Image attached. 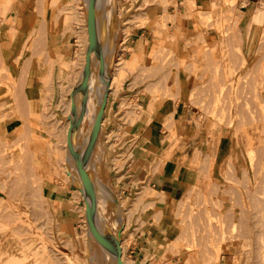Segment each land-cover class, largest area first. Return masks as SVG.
I'll use <instances>...</instances> for the list:
<instances>
[{
    "label": "rangeland",
    "instance_id": "obj_1",
    "mask_svg": "<svg viewBox=\"0 0 264 264\" xmlns=\"http://www.w3.org/2000/svg\"><path fill=\"white\" fill-rule=\"evenodd\" d=\"M134 1L127 0V7L133 8L122 19L117 14L116 0H107L100 8L101 32L105 29L103 42L111 46L108 52L111 49L112 55L107 52V73L101 83H96L98 88H90L91 95L84 104L92 117L84 115L80 120L84 127L79 126L83 139L79 137L83 142L80 146L84 148L81 161L85 163L81 171L85 174L90 167L96 174L90 182L108 195L106 205L99 203V198L91 200L94 219L111 240L106 260L102 248L99 253L95 240L89 238L91 228L100 232L87 218L86 203L91 199L92 187L85 183L83 191L80 172L66 168L70 157L68 116L78 113L70 107L71 92L75 93L85 58L91 54L87 32L89 0L59 2L64 6L59 7L58 16H64L70 31L75 33V26L82 30L77 33L80 38L76 39L77 50L70 62L73 67L61 64L60 77L55 75L59 58L46 48L40 30L27 31L26 36L20 34L24 32L18 28L23 19V0H0V49L11 79L0 83V122L11 120L20 124L0 137V264H14L15 259L18 264H109L113 246L121 247L116 259L131 264L126 257L127 244L134 241L133 233L144 224L145 212L152 210L156 212L162 247L146 259L147 264H264V0H255L247 8H241L236 0L235 5L220 11L222 44L217 41L218 28L214 26L209 0H178L180 10L175 9L176 0ZM43 10L42 6L37 8L38 19L44 18ZM240 11L249 12L240 22L238 34L233 20ZM191 14L197 15L196 21ZM150 20L154 23L143 62L130 67L129 58L114 59L118 37L125 38L132 28ZM180 21L184 28L179 27ZM185 27L190 30L188 38L183 35ZM242 35L249 37L248 50L242 48ZM178 39L179 42L174 41ZM34 70L36 83L40 81L44 90V101L40 112L32 115L27 107L31 94L26 82L29 71ZM124 82L128 85L127 93L122 92L124 95L120 94L116 101L120 106L127 103V107H118L119 123L112 130L113 135L129 133L140 115L158 113L163 100L185 104L194 110L197 125L203 124L201 141L189 145L179 139L171 143V148L184 155V166L192 171V177L176 198L158 195L156 199L152 197L154 192L146 190L134 200L120 202L111 190L103 161L104 141L99 137L102 123L99 121L92 132V121L105 105L104 94L111 93L109 87H115L117 92ZM136 87L143 91L134 92ZM111 97L107 96L105 113ZM137 98L145 102L149 99L146 113L137 107ZM84 121L88 123L83 124ZM164 128L169 134L175 131L170 119ZM203 132L207 133V140ZM128 150H121L116 164H121ZM170 150L164 151L163 159H167ZM88 154L90 161L86 162ZM47 178H53L56 184H45ZM54 188L59 193L70 190L68 196L74 200V212L66 214L74 226L68 229L61 228L53 207ZM155 199L160 202L158 205L142 204ZM128 231L132 234L126 238ZM16 232L20 235L14 237ZM16 239L22 245L18 253ZM239 245L244 249L241 261L235 259Z\"/></svg>",
    "mask_w": 264,
    "mask_h": 264
},
{
    "label": "crops",
    "instance_id": "obj_2",
    "mask_svg": "<svg viewBox=\"0 0 264 264\" xmlns=\"http://www.w3.org/2000/svg\"><path fill=\"white\" fill-rule=\"evenodd\" d=\"M51 1L52 0H23V19L18 28L24 30V32L20 33L24 36H26L27 31L32 32L37 29L40 30L45 38L46 48L59 58L60 64H56L55 66V75L60 77V65L63 63H70L74 59L77 50L76 39L77 37L80 38V35H77V33L78 31L80 32L81 28L75 26V33L70 31L68 24L64 21V16H58V9L63 5V3L59 4V2L63 0H57L58 3L56 4H51ZM138 1L139 0H135L134 2L137 3ZM141 1L142 0H140V2ZM254 1L255 0H238L237 4H239L241 8H247L251 7ZM40 6L44 8V10L41 11L42 16H44L43 19H38L37 8H40ZM115 6L118 11L117 14H119V19H122V17L133 8L127 7V0H116ZM180 6L181 2L176 0L175 9L180 10ZM175 9L172 10V12H175ZM240 12L241 14L243 13L242 18L244 19L245 13L249 11ZM142 19H144V16ZM152 19L153 15H151V20ZM151 20L144 25L132 28L131 32L125 38L123 36H120V38L118 37L114 59L116 58L118 60L122 57L125 59L129 58L130 61L128 62V66L130 67L143 62L145 59V46L151 34L150 28H153L152 24L154 23L151 24ZM181 25L182 22L180 21L179 27L184 28V26ZM185 28L186 30H184L183 35L185 38H188L190 30L187 27ZM181 33L180 30L178 35H181ZM240 39L242 48L244 47V50H248L249 44L247 41L249 37L242 35ZM174 41L179 42L180 40ZM123 47H128V49L125 50ZM28 77L29 80L26 82L28 86L27 91H30L31 96L27 99V107L28 111L32 115H35L40 112V108L43 106L44 97H42V94L44 90L42 86H40V81L36 83L35 70L33 72L29 71ZM127 87L128 85L124 82L121 88L115 93L116 95L111 93L108 94V96L111 95L112 97L109 101L106 113L104 110L103 121L99 133V137L101 136L104 141L103 161L105 163L106 176L110 183L111 190L116 200L120 202H126L129 199L134 200L137 198L136 196H138V194L140 195L146 190L154 192L155 195L152 197L156 199H158V195H162L164 199L176 198L182 191L183 186L188 183L189 178L192 177V171L184 166L183 161H186V159L178 149L171 148L169 152L170 155L167 154V159L162 158V153L165 151L164 143L166 140L168 142L167 137L169 135V131L164 128V125L166 121L170 119L175 127V140L182 139L190 145L192 141H201V139H203L201 134L202 130H204L203 124L201 126L197 125V118H195L194 110L186 108L185 104L163 100V104L158 108V113L150 116L148 115L149 117H142V115H140V119L131 126L129 133L117 137V134L113 135L111 133L112 130L117 128L119 123L118 107H120V103L118 104L116 98L122 94V92L126 94L128 90ZM139 91L143 90L137 87L134 88V92ZM146 99L147 102L143 99H136L137 107L144 113H146L145 111L149 104V99ZM125 109L126 108H122L121 110ZM19 125L20 124L11 122V120L1 121L0 137L13 131ZM203 133L205 135V140H207V133ZM128 148V155L121 160L122 162L120 165L116 164L119 161L117 158L121 150H126ZM45 184L56 183L53 178H47L45 179ZM68 193H70V190L59 193L57 188H54V191L51 193L53 194L52 204L57 210L59 224L62 229H68L70 225L74 226L73 223H71L72 219H70V215H66L69 211L74 212L71 208L74 204V200L68 196ZM156 199L146 200L142 202V204L152 206L158 205L160 202ZM155 215L156 212L153 210L152 212H145L143 216L144 224L135 232L134 228H131L132 232H134V241L127 244L126 247L127 261L131 264H147L146 259L151 256L156 249L160 248V246L162 247V245L159 244L160 230L154 218ZM132 232L128 231V233H126V238H128Z\"/></svg>",
    "mask_w": 264,
    "mask_h": 264
},
{
    "label": "bare ground",
    "instance_id": "obj_3",
    "mask_svg": "<svg viewBox=\"0 0 264 264\" xmlns=\"http://www.w3.org/2000/svg\"><path fill=\"white\" fill-rule=\"evenodd\" d=\"M7 1H10V0H6V2ZM92 1V10H93V23H92V36H93V46H92V48H89L90 49V53L91 54H89L88 56H90L89 57V60H88V71H86L85 70V68H84V70H83V73H82V75H81V77H80V79L78 80V83L76 84V86H75V88L73 89V88H71V89H73V90H75V93L74 94H72V92H71V99H70V104H71V106L70 107H72V105L74 106L73 107V111L74 112H78L77 114H73L72 113V115H69V113H68V118H69V120H68V123H67V128H68V132H67V147L70 149L69 151H70V157L68 158L69 159V161L67 160V167L66 168H68V170L69 169H76V170H78L80 173V175L82 176V181H83V191H84V188H86V186H87V184H85V183H89L88 184V188H89V186L91 185V189H92V191L90 192V193H92V196H91V199H90V201H88L87 203H86V210H87V218H88V221H91L92 222V224H94L95 225V227H97L99 230H100V232H98V231H95V230H93L92 228L90 229V231H89V238L90 239H94L95 240V242H96V244H97V246L99 247V253H100V251L101 250H103V251H101V252H103V256L106 258V260H107V254L109 253L108 251H110L111 249L109 248V246H110V243H111V240H110V237L106 234L105 235V233H104V231H103V229H102V227L100 228V226L98 225V223L96 222V220L94 219V212L92 213V210H93V208H92V203H91V200H93V201H96L95 199H97V198H99L98 200V202L99 203H102L103 204V202H104V205H106L107 203H105L106 201H107V199H108V195H106V191H103L102 190V188H100V189H98V187L97 186H95V185H93L90 181H91V177H93V178H95L96 179V174H94V172H92V170L90 169V167H89V169H88V171L85 169V171H86V173L84 174L82 171H81V169H82V167L81 166H84V162L83 161H81V157L83 156L82 154H83V150H84V148H82V145L80 146V144L81 143H83V142H81L83 139L81 138L82 136H80L81 135V129H80V127L79 126H81V122L82 121H80V120H82L81 118L82 117H84V115L86 116V117H92V112L90 111V109L88 108V107H84V104H86V100H87V97H88V94H90L91 95V92L89 93V90H90V88L93 86V85H96L95 87H97L98 88V85H99V83H98V85L96 84L97 82H100V80L102 79L103 80V77H104V75H106V71L107 70H105L104 68H105V61H106V54H107V52H108V47H110L111 48V46H106V44H104L105 42H103V36H102V32H103V30H105V29H103L102 30V32H101V26H100V17L98 16V14L100 13V8H102L103 7V5L105 4V1H107V0H91ZM110 2V1H109ZM112 2V1H111ZM209 2L211 3V10H210V13H211V16L214 18V26L216 27V28H218V31H217V34H218V42H219V44H222V37H220V33H221V31L219 30V21L221 20L220 19V11H222V9L223 8H225L227 5H231V6H233V5H235V3H236V0H209ZM8 3V2H7ZM6 4V3H5ZM51 4H56V1H54V0H52L51 1ZM107 4H109V3H107ZM112 6V5H111ZM3 7V5L2 4H0V9ZM106 7V6H105ZM104 8V7H103ZM106 9V8H105ZM224 12V11H223ZM224 14V13H223ZM243 14V13H242ZM191 16H192V18L195 20V17L197 16L196 14H191ZM223 18H224V16H223ZM222 18V19H223ZM242 16H241V14H237L236 16H234V20H233V28H237L238 29V34H240L239 32H240V30H239V24H240V22L242 21ZM196 21V20H195ZM111 28V27H110ZM12 31V30H11ZM1 32V31H0ZM202 32V31H201ZM106 32H104L103 34H105ZM203 33V32H202ZM201 33V34H202ZM205 33V32H204ZM202 37V36H201ZM229 37V36H228ZM227 37V38H228ZM238 37V36H237ZM106 40H108V35H106ZM105 39V38H104ZM203 39V38H202ZM203 41V40H202ZM108 42H109V40H108ZM226 43V42H225ZM108 45H109V43H108ZM87 48H88V45H87ZM109 48V49H110ZM88 50V49H87ZM87 50L85 51V52H87ZM1 52H3V49H0V83H2V81H4V79H7L8 80V82H10L11 81V79H10V77H9V75H8V71H9V69L6 67V65H7V61H6V59L4 58V55H3V53H1ZM110 52H111V49H110ZM110 52H108V53H110ZM113 52V51H112ZM100 53V54H99ZM111 55H112V53H110ZM210 57V56H209ZM86 59V58H85ZM86 61V60H85ZM69 65L71 66L70 68H72L73 66V63H69ZM188 65V64H187ZM84 67V66H83ZM187 69V68H186ZM69 70V69H68ZM2 71H3V73H2ZM7 75H6V74ZM3 74V77L1 76ZM6 75V76H5ZM85 78L87 79V81H86V85L85 86H83L82 84H83V82H84V80H85ZM109 80V79H108ZM101 83V82H100ZM10 84V83H9ZM113 84L114 85H116V83L115 82H113ZM6 85H8V84H6ZM264 85V84H263ZM112 86V85H111ZM2 87V85H0V88ZM7 87H9V85L7 86ZM100 87V86H99ZM94 88V87H93ZM96 88V89H97ZM115 88V87H114ZM114 88H112V87H109V91H111V94H115V92H116V90H114ZM98 90V89H97ZM71 91V90H70ZM91 91V90H90ZM252 92V91H251ZM258 94V93H257ZM2 95V94H1ZM74 95V96H73ZM90 95H89V97H90ZM107 96H108V93L106 92L105 94H104V101H105V105H106V103H107ZM91 99H93L92 98V96L90 97ZM0 99H2V96L0 97ZM94 101V100H93ZM69 102V101H68ZM88 103V102H87ZM91 103V102H90ZM89 103V104H90ZM94 103V102H93ZM93 103L92 104H90V105H93ZM130 103V102H129ZM95 104V103H94ZM69 105V104H68ZM96 105V104H95ZM98 105V104H97ZM96 105V106H97ZM105 105H102V107L100 108V110L98 111V113H97V116H96V120H94V121H92L93 123H94V125H93V130H92V132L95 130V128H96V126L98 125V122L100 121L101 123H102V121H103V113H104V110H105ZM86 106V105H85ZM89 106V105H88ZM69 107V106H68ZM121 107V109L122 108H126L127 107V103H126V105L125 106H120ZM95 106H94V110H95ZM93 109V108H92ZM93 110V111H94ZM89 111L91 112L90 114H89ZM72 112V111H71ZM100 112H102L101 114V116H102V118L100 117ZM67 115V114H66ZM95 116V115H94ZM87 119V118H86ZM95 119V118H94ZM86 121V120H85ZM84 121V123L83 124H85L86 122ZM88 123V122H87ZM86 123V124H87ZM89 125V124H88ZM91 125V124H90ZM82 127V126H81ZM84 127V126H83ZM82 127V128H83ZM87 129V128H86ZM90 129V128H89ZM90 131V130H89ZM85 132V131H84ZM88 134H89V132H88ZM85 135V134H84ZM79 137L81 138V141H80V139H79ZM168 138V142H167V140H166V142L164 143V146H165V150L167 149V150H170L171 149V143L174 141L175 142V131L174 130H171L170 131V134H169V136L167 137ZM261 138V137H260ZM244 139V138H243ZM87 141H85V142H88V139H86ZM257 140V139H256ZM260 141H262V140H260ZM245 142V141H244ZM169 143V144H168ZM92 144V143H91ZM88 147H90V146H88ZM87 147V148H88ZM67 148V149H68ZM253 148V147H252ZM87 150H90V149H87ZM164 151V150H163ZM67 152V151H66ZM86 152H89V151H86ZM69 153V152H68ZM90 153V152H89ZM164 153V152H163ZM162 153V154H163ZM86 157H85V159H86V162H88V160L90 159V157H89V154L88 155H85ZM89 157V158H88ZM66 158V159H67ZM90 161V160H89ZM85 178H86V180H88V181H86L85 180ZM35 190V189H34ZM37 190V189H36ZM91 195V194H90ZM110 198V197H109ZM97 202V203H98ZM113 203V202H112ZM93 204H94V202H93ZM85 207V206H84ZM102 207V206H101ZM103 207H105V206H103ZM91 208V209H90ZM103 210H105V208H103ZM262 213H263V211H262ZM94 214V215H93ZM121 214V213H120ZM106 215V214H105ZM263 216H264V214H262ZM116 217V216H115ZM260 217H261V215H260ZM263 219V218H262ZM15 223V222H14ZM34 223V222H33ZM26 225V224H25ZM29 226H30V224H29ZM29 226H27V227H29ZM31 226H33V225H31ZM88 226H89V224H88ZM104 226V225H103ZM105 227V226H104ZM14 229V228H13ZM21 229H22V227H21ZM28 229H30V228H28ZM27 230V229H26ZM11 231V230H10ZM23 231H25V229L23 230ZM102 232V233H101ZM104 233V234H103ZM27 234H29V233H27ZM258 234V233H257ZM12 235V234H11ZM20 235V233H17L16 232V234L15 233H13V236L15 237H17V236H19ZM249 235V234H248ZM27 236V235H26ZM107 236V237H106ZM260 236V235H259ZM248 237V236H247ZM262 237V236H261ZM256 238H257V236H256ZM255 238V239H256ZM244 239V238H243ZM247 239H249V238H247ZM247 239H246V242H247ZM258 239V238H257ZM257 239H256V242H257ZM264 239V238H263ZM19 239H16L15 241H16V249H15V251H16V253H18L19 251V249L21 248V246L22 245H19V241H18ZM249 241H250V239H249ZM259 241V240H258ZM244 242V241H243ZM255 242V241H254ZM259 243V242H258ZM21 244V243H20ZM100 246H102V247H100ZM102 248V249H101ZM119 248H121L120 246H116V247H112V254H113V256H112V259H111V262L109 263V264H123L122 263V259L120 258V259H116V256L118 255V250H119ZM101 249V250H100ZM121 250V249H120ZM14 251V252H15ZM122 251V250H121ZM90 252V251H89ZM29 254H31V255H33L32 253H29ZM243 254H244V249L239 245L238 246V248L236 249V252H235V259L238 261V260H242L243 259ZM88 255H90V254H88ZM29 256V255H28ZM27 257V256H26ZM32 257V256H31ZM103 257V258H104ZM122 257V256H121ZM15 259V258H14ZM36 259V258H35ZM28 260V259H27ZM26 261V260H25ZM24 261V262H25ZM37 261V260H36ZM34 262H35V260H34ZM14 264H18V261H17V259H15V261H14ZM36 264V263H35Z\"/></svg>",
    "mask_w": 264,
    "mask_h": 264
},
{
    "label": "water",
    "instance_id": "obj_4",
    "mask_svg": "<svg viewBox=\"0 0 264 264\" xmlns=\"http://www.w3.org/2000/svg\"><path fill=\"white\" fill-rule=\"evenodd\" d=\"M87 20H88V28H87V32H88V42H89V48H92L93 46V36H92V23H93V10H92V1L89 0L88 2V8H87ZM86 65H85V70L88 71V60L89 58H86ZM86 81L87 79L85 78L84 82H83V86L86 85ZM73 105L72 108L73 109ZM102 112H100V117Z\"/></svg>",
    "mask_w": 264,
    "mask_h": 264
}]
</instances>
